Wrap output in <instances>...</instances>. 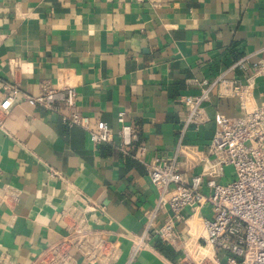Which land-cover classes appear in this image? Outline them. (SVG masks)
<instances>
[{
	"label": "crops",
	"instance_id": "obj_1",
	"mask_svg": "<svg viewBox=\"0 0 264 264\" xmlns=\"http://www.w3.org/2000/svg\"><path fill=\"white\" fill-rule=\"evenodd\" d=\"M244 55L264 59V0H0V84L37 95L42 85L72 83L91 127L106 124L113 139L95 145L82 128L18 99L0 128V188L17 193L0 204V264H29L58 241L64 210L79 211L96 239L118 240L111 264H124L127 237L171 216L167 206L156 210L143 162L175 155L188 111L180 98L201 93L191 80L225 78L183 135L177 164L186 181L202 170L216 113L235 117L264 103V72L229 69ZM232 81L246 92L234 94ZM119 112L136 134L127 155L117 146ZM231 178L226 170L216 181ZM210 213L209 205L184 211L177 243L165 252L153 237L131 264H184Z\"/></svg>",
	"mask_w": 264,
	"mask_h": 264
},
{
	"label": "built area",
	"instance_id": "obj_2",
	"mask_svg": "<svg viewBox=\"0 0 264 264\" xmlns=\"http://www.w3.org/2000/svg\"><path fill=\"white\" fill-rule=\"evenodd\" d=\"M229 69L251 70L253 74L264 72V59L252 61L250 56L244 55ZM223 81V74L213 81L191 80L200 87L201 93L180 98L188 111L182 120L175 155L170 158L157 156L150 162H143L158 192L156 210L167 206L171 216L157 229L153 230L148 224L140 236L127 237L131 245L124 264L133 263L153 237L176 244L175 221L183 218L184 211L194 212L205 205L210 206L211 213L201 218L199 241L193 250L185 251L184 264H264V103L235 117L216 113L214 133L207 155L201 160L203 166L199 174L186 181L177 164V153L184 148L185 131L202 121L203 103L209 100L212 89ZM230 85L234 94H244L248 87L237 81ZM76 96V86L72 83L56 87L42 85L37 95H29L21 92L16 83L4 81L0 84V128L20 98L58 115L67 126L82 128L95 145L113 143L106 124L99 122L95 128L91 127L87 115L78 109ZM61 105L66 107L65 113ZM116 119L120 137L117 146L122 155H127L136 134L132 125L124 122L123 112L117 113ZM227 168L232 170L231 180L227 183L216 181ZM171 185L176 191L166 197ZM16 195L11 187L0 188V204L14 200ZM61 219L66 233L42 249L29 264H111L116 261L121 251L118 240L96 239L79 211L64 210Z\"/></svg>",
	"mask_w": 264,
	"mask_h": 264
},
{
	"label": "trees",
	"instance_id": "obj_3",
	"mask_svg": "<svg viewBox=\"0 0 264 264\" xmlns=\"http://www.w3.org/2000/svg\"><path fill=\"white\" fill-rule=\"evenodd\" d=\"M155 242H156L155 243L156 248H158L161 251H164L165 250V252H168L167 250L170 249L169 247H166L167 245L165 244V242H163L160 239H157V241H155Z\"/></svg>",
	"mask_w": 264,
	"mask_h": 264
},
{
	"label": "rangeland",
	"instance_id": "obj_4",
	"mask_svg": "<svg viewBox=\"0 0 264 264\" xmlns=\"http://www.w3.org/2000/svg\"><path fill=\"white\" fill-rule=\"evenodd\" d=\"M226 170H227V172H228V171H230V172L232 171L231 168H227Z\"/></svg>",
	"mask_w": 264,
	"mask_h": 264
}]
</instances>
